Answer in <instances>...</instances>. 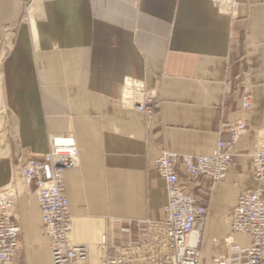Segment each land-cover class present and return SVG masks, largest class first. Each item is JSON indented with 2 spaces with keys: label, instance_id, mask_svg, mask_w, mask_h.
Wrapping results in <instances>:
<instances>
[{
  "label": "crops",
  "instance_id": "0c3cea01",
  "mask_svg": "<svg viewBox=\"0 0 264 264\" xmlns=\"http://www.w3.org/2000/svg\"><path fill=\"white\" fill-rule=\"evenodd\" d=\"M130 79L158 98L151 114L131 105L142 97L125 92ZM244 93L248 111L240 108ZM241 118L246 130L222 181L191 178L175 163L185 186L206 192L203 260L226 254L228 236L237 246L251 242L232 233L228 214L257 185L264 0H34L27 9L0 0V190L16 191L22 228L12 264H52L34 188L21 174L24 156L48 151L49 135L75 140L77 162L64 170L71 237L91 247L82 264H97L110 226L164 218L161 150L210 155L228 136L222 125Z\"/></svg>",
  "mask_w": 264,
  "mask_h": 264
},
{
  "label": "built area",
  "instance_id": "2783aa9c",
  "mask_svg": "<svg viewBox=\"0 0 264 264\" xmlns=\"http://www.w3.org/2000/svg\"><path fill=\"white\" fill-rule=\"evenodd\" d=\"M21 1L27 9L34 0ZM124 85L125 92L128 88L130 94L136 92L142 97L141 101L131 103L137 110L151 114L159 107L156 95L144 91L139 80H126ZM240 103V108L248 111L252 106L250 95L244 93ZM222 128L228 136L218 140L210 155L161 150L155 169L165 182L164 218L129 220L127 230L110 226L102 234L97 264H262L264 143L251 155L256 187L243 190L228 214L232 233H246L251 242L248 246H237L228 236L223 240L227 253L209 260L201 257L206 192H192L175 169V163L180 161L191 178L204 176L212 182L222 181L234 157L233 146L246 130V120L237 119L223 124ZM48 146L45 153L24 156L22 183L27 188H34L52 264H82L89 258L91 247L71 237L73 225L64 178L65 168L77 162L78 149L71 134L49 135ZM16 200L14 188L0 190V264H12L18 259L16 253L22 228L15 212ZM118 231H121L120 235H116ZM16 263L22 264L20 260Z\"/></svg>",
  "mask_w": 264,
  "mask_h": 264
}]
</instances>
